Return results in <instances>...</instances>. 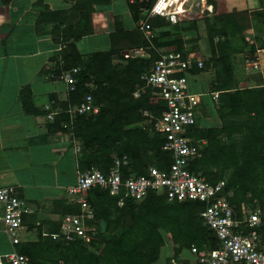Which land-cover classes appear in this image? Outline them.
<instances>
[{
    "label": "trees",
    "instance_id": "1",
    "mask_svg": "<svg viewBox=\"0 0 264 264\" xmlns=\"http://www.w3.org/2000/svg\"><path fill=\"white\" fill-rule=\"evenodd\" d=\"M10 1L0 0V4ZM138 1L130 4L135 19L138 8L143 6V1ZM201 1L204 6L212 4L214 7V14L210 17L213 19H205L211 60L204 62L202 59V67H192L176 75H193L213 68L208 92L211 99L212 92H219L217 102H214L219 123L198 127L196 120L188 127L187 135L192 140L205 141L201 145V156L190 161L189 170L210 183L224 181V193L233 206L234 217L240 219L244 217L240 205L248 198L257 201L264 210V83L242 88L234 85L232 57L245 49L254 53L257 48H264V41L257 46L254 36L246 31L248 25L243 20L231 14H220L217 0ZM153 2L149 0L146 7ZM47 11L51 13L49 9ZM44 14L47 13H39L38 20ZM152 19L150 23L155 36L151 42L136 27L117 32L119 41L126 44L113 42L109 49L84 53L70 40L91 33L88 26L82 28L78 27V23H70L67 29L62 27L61 34L58 31L60 48L50 71L54 77L73 67L77 68V72L73 75L74 90L67 91V99L52 100L53 107L57 106L59 110L52 124L63 132L71 133L79 145V171L96 168L106 174L115 158H122L123 155L127 156V163L120 166L123 177L145 174L151 166L167 169L172 162L170 153L163 149L164 137L143 116L144 110L155 117L160 115L165 101L145 86L142 76L149 71L164 47L180 52L183 58L189 55L182 38L171 37L170 31L179 28L180 19L175 24L166 21L158 24L161 28L158 33L157 24ZM219 22L221 25L217 26ZM58 26L57 23L54 28ZM215 36L217 41L213 40ZM237 36L238 42L235 43L231 38ZM134 48L145 49L149 56L124 57L125 50ZM115 55L121 65L113 64ZM213 59L214 63H211ZM136 90L138 96H134ZM87 94L98 105V112L76 114L71 118L66 110ZM203 107L205 105L201 100L197 110ZM87 199L94 213L87 222L96 224L93 237L92 231H87L91 236L87 244L80 238L70 242L54 240L39 231L36 240L20 239L15 245L16 251L26 255L31 264H51L59 260L69 264H155L166 241L165 233H169L176 255L183 250L190 253L192 246L198 250L218 247L214 231L204 224L199 215L203 202L171 201L164 194L151 191L141 201L124 198L122 205H118L117 196L98 187L87 191ZM78 212V204L67 203L63 214ZM30 214L23 217L21 227L29 228L25 218ZM262 219L261 225L255 228L264 243V217ZM33 226L39 227V224L33 222ZM20 229L17 231L19 237ZM58 230L59 224L52 232Z\"/></svg>",
    "mask_w": 264,
    "mask_h": 264
},
{
    "label": "crops",
    "instance_id": "2",
    "mask_svg": "<svg viewBox=\"0 0 264 264\" xmlns=\"http://www.w3.org/2000/svg\"><path fill=\"white\" fill-rule=\"evenodd\" d=\"M133 1L11 0L8 4H0V14H4L0 18V186H14L16 193L33 210L25 218L29 226L27 234L31 233V238L26 237V240H36L39 231L44 233L57 228L67 203H71L66 190L76 183L79 171V145L71 133L52 124L59 113L52 100H66L68 97L61 77H54L50 71L60 48L58 31L61 34L62 27L67 29L70 23H78V27L88 26L91 30V33L84 34L85 37L102 34L109 39L100 50L109 49L113 42L126 44L119 41L117 32L135 29L150 7L145 5L149 0H139L143 1V6H138L135 19L130 8ZM186 1L183 0V4ZM188 1L194 3L198 0ZM217 1L220 14L237 16L248 25L246 31L255 35L253 39L257 46L264 41V0ZM47 6L50 14L45 9ZM202 8L203 12L214 14L212 4ZM41 12L47 14L38 20ZM181 15L182 11L180 20ZM152 18L150 20L157 24L158 33L161 29L158 24L165 19ZM57 23L59 26L54 28ZM238 38L231 39L236 43ZM70 41L77 46L76 40ZM171 49L164 47V50ZM254 54L259 68L248 69L261 72V83H264V48H257ZM204 72L208 75L202 76V80L209 81V91L213 76ZM204 72L189 76L199 77ZM244 83L246 86L259 84L252 79H246ZM50 111L55 112L52 120L47 118ZM33 222L39 227L33 226ZM13 248L16 246L0 226V254L9 253Z\"/></svg>",
    "mask_w": 264,
    "mask_h": 264
},
{
    "label": "built area",
    "instance_id": "3",
    "mask_svg": "<svg viewBox=\"0 0 264 264\" xmlns=\"http://www.w3.org/2000/svg\"><path fill=\"white\" fill-rule=\"evenodd\" d=\"M183 0H154L146 10L143 19L138 22V29L146 40L151 42L155 36L151 23L152 17H162L166 22H178L182 11ZM210 11L212 9L208 7ZM124 57H148L149 53L143 48L125 50ZM244 63L252 70L259 68L253 58L244 57ZM200 58H183L175 50H163L153 62L149 71L142 76L145 86L150 87L165 101V108L160 115L154 116L147 110L143 111L145 120L153 123L156 132L164 137L163 149L172 158L167 169L151 166L145 174H129L122 176L120 166L127 163V156L115 158L108 173L96 168L88 171H78L76 183L66 190L71 203L79 206L78 213H65L60 217L59 230L50 233L52 239L73 241L76 238L88 242L90 236L86 231L87 220L93 218V209L87 199V191L98 187L118 197V205H122L124 198L141 201L146 195L154 191L164 194L168 200L200 201L204 207L199 215L209 228L214 231L218 247L214 249L198 250L195 246L190 253L196 257L199 264H264V249L256 226L261 225L258 210H248L242 218L234 217L233 206L224 193V181L210 183L197 173L189 170L190 161L201 156V145L205 142L192 140L187 135L188 127L197 120V106L200 94L190 92L187 88L189 74L176 75L179 71H188L192 67H202ZM77 68L63 70L61 79L67 91L74 90V73ZM218 91L211 93L215 102ZM138 96V90L134 92ZM53 102V101H52ZM98 105L93 97L87 94L79 103L73 104L66 110L72 118L76 114L97 113ZM55 112L50 111L47 118L52 120ZM153 121V122H152ZM0 226L10 237L13 246L20 242L18 230L22 226L23 217L31 213L32 208L16 193L11 185L0 186ZM248 228V231L245 229ZM0 264H31L29 258L12 249L9 253L0 254ZM51 264H69L62 260Z\"/></svg>",
    "mask_w": 264,
    "mask_h": 264
},
{
    "label": "rangeland",
    "instance_id": "4",
    "mask_svg": "<svg viewBox=\"0 0 264 264\" xmlns=\"http://www.w3.org/2000/svg\"><path fill=\"white\" fill-rule=\"evenodd\" d=\"M2 7V5H0ZM182 23L179 25V28L173 29L170 31L172 38L180 37L183 40V44L185 48L187 49V55L192 57H200L203 59L204 62L211 60V45L209 41V37L206 30V17L210 18L212 15L208 14L207 12H203L204 5L200 3V1H196L194 3H190L188 0L184 2L182 5ZM4 14H0V18ZM213 18H210V20ZM217 26H220V22L216 23ZM219 36V35H216ZM214 37V41H217ZM255 36V35H253ZM170 37V38H171ZM220 37V36H219ZM77 42V48L80 52H90L95 50L103 49L104 43L106 41L109 42V39L106 38L105 35L102 34H96L92 37H85L81 36L75 39ZM234 42V40H233ZM255 53V52H254ZM254 53H248L247 49H245L241 53H236L232 57V78L233 83L237 87H246V84L244 83V80L246 79H252L254 82L261 83L262 82V76L263 74L261 72H252L248 69V66L244 63V57L247 56L248 58L255 59L256 56ZM117 56L115 55L113 59V64L117 65L121 62L117 61ZM211 63H214V59L210 61ZM242 62V63H241ZM264 62V59H263ZM259 65V63H258ZM240 66L242 70L240 69ZM243 66V67H242ZM211 67V66H210ZM206 71H208L213 76V68H208ZM208 73H203L199 77H188V84L187 88L189 91L196 92L200 94V100L203 101V104L205 107H203L197 117L198 121V127H210V126H216L219 123V119L216 113L215 105L213 104V101L211 99V96L209 95L207 84L209 81L202 80V76H207ZM250 83V82H248ZM232 194V192H230ZM258 210L260 214L261 221H263L264 217V210L260 208L259 203L255 200L247 199V202H242L240 205L241 214L245 216L247 214L248 210ZM2 213L1 207H0V214ZM20 229V237L22 240H26V237L31 238V233L27 234L29 230ZM86 231H92L91 235L96 234V224H90L87 222L86 224ZM36 233L37 230H34ZM52 233V231H46L44 232L45 235H49ZM23 237L25 239H23ZM91 237V236H90ZM165 244L161 246L160 254L158 257V260L155 262V264H196V257L192 255L189 252H186L187 250H183L179 253V255H176L174 253V246L171 242L169 233H165ZM87 244V242L85 243ZM261 244L264 247V243L261 239ZM93 249V248H92ZM54 260V258H53ZM51 261V259H50Z\"/></svg>",
    "mask_w": 264,
    "mask_h": 264
}]
</instances>
